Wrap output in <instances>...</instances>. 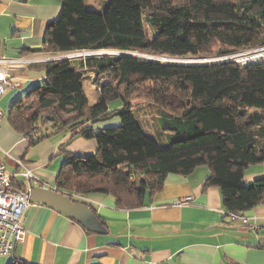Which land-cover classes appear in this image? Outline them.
<instances>
[{"label":"trees","instance_id":"1","mask_svg":"<svg viewBox=\"0 0 264 264\" xmlns=\"http://www.w3.org/2000/svg\"><path fill=\"white\" fill-rule=\"evenodd\" d=\"M145 23L153 34L150 41ZM261 48L264 0H107L101 13L86 11L83 0H61L58 18L45 26L42 47L24 50L21 57L115 51L197 59ZM27 67L42 72L44 80L8 106L4 116L12 128L31 143L47 119L55 133L68 132L97 146L95 154L63 164L56 191L108 195L118 209H139L162 190L167 175L188 176L207 167L211 173L204 189H219L226 212L241 215L264 201V178L241 185L247 169L264 160V57L169 63L90 55ZM83 72L104 81L93 105ZM114 101L120 102L119 110L109 109ZM137 101L159 109L173 133L166 148L138 124L132 114ZM113 117L119 126L91 129Z\"/></svg>","mask_w":264,"mask_h":264},{"label":"crops","instance_id":"2","mask_svg":"<svg viewBox=\"0 0 264 264\" xmlns=\"http://www.w3.org/2000/svg\"><path fill=\"white\" fill-rule=\"evenodd\" d=\"M60 11L61 0H0V57L19 58L24 50H39L46 24L56 20ZM27 66L11 72L19 82L14 91L21 89L25 95L33 83L44 80L42 72L25 73ZM93 76L81 74L84 91L86 82L91 89ZM91 129L102 130L95 124ZM72 136L55 133L48 123L30 143L4 116L0 164L16 187L23 184L21 174L30 172L37 180L34 190H55V179L70 157L85 158L97 151L95 141ZM210 173L209 168L199 167L188 176L169 174L152 201L132 210L118 209L108 195L62 192L92 209L106 235L87 232L49 206L31 205L21 222L24 241L8 257L0 258V264L15 260L25 264H264V201L232 220L222 207L219 189H204ZM263 178L264 160L247 169L241 185ZM184 199L188 201L175 205Z\"/></svg>","mask_w":264,"mask_h":264},{"label":"built area","instance_id":"3","mask_svg":"<svg viewBox=\"0 0 264 264\" xmlns=\"http://www.w3.org/2000/svg\"><path fill=\"white\" fill-rule=\"evenodd\" d=\"M77 53H79L76 54L78 56H86L88 52ZM246 55L245 58L235 60V62L259 60L264 57V48L253 50ZM52 60H57V58ZM38 63L41 62L31 59L30 56L19 58L0 57V100L7 92L19 86L18 80L11 73L14 69ZM3 118L4 111L0 108V125ZM45 123L48 124L47 119L42 121V125H46ZM34 133L32 131L30 137ZM21 177L22 187L14 186L11 182V177L6 173L5 166L0 164V258L8 257L15 245H19L24 241L25 230L21 226L23 212L27 207L35 205L30 202V194L37 187V180L30 172L22 173ZM187 201L188 199L179 200L175 202V205L180 206ZM227 214L232 220L241 219L237 214L229 212Z\"/></svg>","mask_w":264,"mask_h":264},{"label":"rangeland","instance_id":"4","mask_svg":"<svg viewBox=\"0 0 264 264\" xmlns=\"http://www.w3.org/2000/svg\"><path fill=\"white\" fill-rule=\"evenodd\" d=\"M107 0H83V7L86 11L89 12H94V13H101L103 9V5ZM144 32L147 41H150L152 39V32L145 23L144 25ZM249 52L252 51H247V52H241L238 54L230 55L227 57H216L212 56L209 58H184V59H171V58H154V57H147L141 54H135L132 53L133 55L139 57V58H144L145 59H160V62H169V63H209V62H215V61H222V60H228V59H234V60H240L242 58H245ZM38 54V53H36ZM76 54L79 53H71V54H38L36 56L30 57L33 60H38L41 62V60H48V59H55V58H64V57H87V55L91 56H99V55H117L118 52L115 51H102V52H88L86 53V56H78ZM34 55V54H31ZM29 55V56H31ZM38 73L36 71H25V73ZM85 73V72H84ZM85 80V79H84ZM103 79H98L96 81V78L93 76V82L91 84L90 82V90L88 89V83L86 82L85 86V94L88 99L89 105H93L96 102L97 99V92L99 91V86L103 83ZM39 82L33 83L32 87H36ZM31 87V88H32ZM17 94L20 95L18 99H23L24 98V93L21 92V89L18 90H13L7 92L3 97L2 100H0V108L6 113L10 100L13 99ZM4 105V106H3ZM35 107V102L31 104V108L29 112H32ZM120 102L119 101H114L111 102L109 105L110 110L114 109H120ZM132 114L134 115L135 119L138 121V124L144 129L145 135L153 138L157 144L162 147L166 148L169 143V139L173 136L172 132H169L166 130L165 123L163 122V118H160V111L155 105L152 104H147L143 102L137 101L135 104H133V112ZM47 124V123H45ZM119 126V119L118 117H113L108 121L105 122H100L95 124L96 129H109V128H114ZM155 128V129H154ZM99 131V130H98Z\"/></svg>","mask_w":264,"mask_h":264},{"label":"water","instance_id":"5","mask_svg":"<svg viewBox=\"0 0 264 264\" xmlns=\"http://www.w3.org/2000/svg\"><path fill=\"white\" fill-rule=\"evenodd\" d=\"M117 55L137 57L132 53L127 52H121ZM61 59H69V57H64ZM152 60L160 61V59ZM30 202L32 204L45 205L55 209L56 211L64 214L67 218L79 224L87 232L99 235L107 234L105 227L100 223L96 215L87 205L79 202L74 203L71 197L66 194L51 188L37 189L31 192Z\"/></svg>","mask_w":264,"mask_h":264}]
</instances>
